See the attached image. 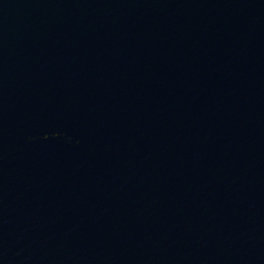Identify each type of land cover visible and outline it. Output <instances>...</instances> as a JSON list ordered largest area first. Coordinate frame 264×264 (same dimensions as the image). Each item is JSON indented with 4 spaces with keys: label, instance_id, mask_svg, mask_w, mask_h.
Here are the masks:
<instances>
[{
    "label": "water",
    "instance_id": "1",
    "mask_svg": "<svg viewBox=\"0 0 264 264\" xmlns=\"http://www.w3.org/2000/svg\"><path fill=\"white\" fill-rule=\"evenodd\" d=\"M0 264H264V0H0Z\"/></svg>",
    "mask_w": 264,
    "mask_h": 264
}]
</instances>
